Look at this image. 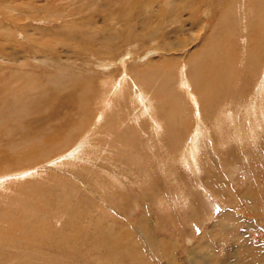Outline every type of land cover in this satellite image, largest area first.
<instances>
[{"label": "rangeland", "instance_id": "1", "mask_svg": "<svg viewBox=\"0 0 264 264\" xmlns=\"http://www.w3.org/2000/svg\"><path fill=\"white\" fill-rule=\"evenodd\" d=\"M261 36L264 0H0V264H264V115L247 134ZM82 94L87 129L70 132ZM48 124L55 148L25 150Z\"/></svg>", "mask_w": 264, "mask_h": 264}, {"label": "bare ground", "instance_id": "2", "mask_svg": "<svg viewBox=\"0 0 264 264\" xmlns=\"http://www.w3.org/2000/svg\"><path fill=\"white\" fill-rule=\"evenodd\" d=\"M196 1V0H195ZM198 1V0H197ZM82 9H81V11L82 10H85L84 8H83V6L81 5V3L79 2V4H78ZM75 9H77V7H75ZM222 10V9H221ZM193 12V11H192ZM49 14H47V15H49V16H53V15H51L50 14V12H48ZM191 15H193V14H191ZM58 19H59V17H58ZM204 30V29H203ZM127 33V32H126ZM197 33V32H196ZM130 35V34H129ZM200 36V35H199ZM196 37V36H195ZM263 36H261L260 38H257V41H256V45H255V47L253 48V50H252V52H251V59L249 60V62H247V68H248V70H252L255 66L258 68V66L259 65H261V62H260V60H256V57L257 56H259V52H264V45L262 44V42L264 41V37L262 38ZM119 38V36L118 35H115V34H111V35H109V36H107V37H105V39H103L104 40V42L105 43H107L108 44V42H113L114 40H116V39H118ZM197 38V37H196ZM178 45V43H176V42H171V41H167V42H165V46L167 47V46H170V48H168L167 49V51H166V53H168L169 51H170V49H172V47L173 48H175V46H177ZM166 50V49H165ZM164 50V51H165ZM91 51H92V54L95 56L96 54H97V56H98V50L96 49V48H92L91 49ZM227 53V52H226ZM99 54H100V51H99ZM225 55V54H224ZM93 56V57H94ZM186 56V55H185ZM226 56H228V55H225V57ZM229 57V56H228ZM98 59L100 58L99 56L97 57ZM261 58V57H260ZM6 59V58H5ZM195 60H196V58H194ZM227 59V58H226ZM229 59V58H228ZM189 60H191V57H188V59H187V62H189ZM10 61V60H9ZM12 61H14V60H12ZM211 61V60H210ZM98 62H99V65L100 66H102V65H104V66H106V65H108V64H106L103 60H98ZM218 62V61H217ZM14 63V62H13ZM192 63V62H191ZM190 63V64H191ZM9 64H10V62H9ZM12 64V63H11ZM226 64H228V63H226ZM226 64H224V65H226ZM192 65V64H191ZM199 65H201L200 67H199ZM183 66H185V65H183ZM232 66V65H231ZM198 67L200 68V73H199V75H198V77H197V80H196V86L197 85H199V86H201V87H203V89H204V92H203V94L204 95H206V93H207V95L212 91H215L217 88H215L214 90L213 89H211V85H214V82H212V78L214 77V68L212 67V66H204V65H202V64H200V63H198ZM168 68V67H167ZM186 68H187V65H186ZM223 68V67H222ZM235 68V66L233 65L232 66V70ZM262 68V70H263V67H261ZM164 69V68H163ZM166 69V68H165ZM231 70V71H232ZM234 71V70H233ZM260 71H261V69H260ZM221 72V71H220ZM225 72V71H224ZM226 72H228V70L226 71ZM247 72V71H246ZM184 73V72H183ZM196 73V72H195ZM212 73L214 74L213 76H212ZM252 73V72H251ZM182 74V73H181ZM229 74H230V72H229ZM247 74V73H246ZM253 74V73H252ZM192 75V74H191ZM233 75H234V73H233ZM237 75V74H236ZM187 76H188V73H187ZM229 76V75H228ZM172 77V75H167V79L168 78H171ZM63 78V77H62ZM192 78H193V76H192ZM220 78V77H219ZM65 79H66V77H65ZM167 79L165 80V81H167ZM185 79H186V82L187 83H191V82H189V80H188V78H186L185 76H182L181 77V80L182 81H185ZM214 79V78H213ZM67 80V79H66ZM126 79H125V77H124V79L122 80V82H121V80H120V82H118L114 87H115V89H113V92H114V94L118 91V90H120L121 88H122V85H123V83H124V81H125ZM228 80V79H227ZM60 81V79L58 80V82ZM63 81L64 80H61L60 81V84H62L63 83ZM57 82V83H58ZM216 82H217V80H216ZM250 82V81H249ZM65 83V82H64ZM66 83H67V81H66ZM128 83V82H127ZM185 83V82H184ZM181 84V83H180ZM180 84H179V86H180ZM183 84V83H182ZM134 85V84H133ZM186 84H184V86H185ZM191 85H192V83H191ZM64 85H62V87H63ZM62 87H60V90L58 91V93L57 94H63V88ZM65 87V86H64ZM81 87H83V86H81ZM128 87V86H127ZM66 88V87H65ZM193 88V87H192ZM200 88V87H199ZM224 88H225V86H224ZM229 88V87H228ZM263 88H264V72H263V75L261 76V78H260V81H259V86H258V88H257V92L255 93V95H257V96H259V97H263V95H264V93L263 94H261V95H259L260 93H262L263 92ZM202 89V88H201ZM219 90V89H218ZM191 91V90H190ZM220 91V90H219ZM118 92H120V91H118ZM186 92H187V89H186ZM189 93V92H188ZM192 93V92H191ZM190 93V94H191ZM200 93H201V91H200ZM112 94V93H111ZM119 93H116L115 95H117L118 97H119V95H118ZM120 94H121V96H122V92H120ZM134 94H135V92H134ZM187 94V93H186ZM190 94H189V98H190V100L192 99L191 97H190ZM137 95V94H136ZM194 95V94H193ZM66 98H68L69 99V101H70V99H71V96H72V92H68L66 95H64ZM109 96V95H108ZM110 97H111V95H110ZM143 97L145 98V100L143 99ZM51 98V97H50ZM86 98H87V96H86V94H82V95H80L75 101H73V102H69L68 103V105H67V108H66V110L67 109H69V111H71L72 113L73 112H75L76 110H81V111H83L84 109H83V104L86 102ZM186 98V97H185ZM195 98H197L196 97V95H195ZM208 98V97H207ZM206 98V99H207ZM209 98H210V96H209ZM238 99L237 100H239V97H237ZM108 99H110V98H108ZM205 99V98H204ZM206 99H205V101H206ZM45 100L46 99H43L42 101H41V103L42 104H44L47 108H49L50 106H51V104L50 103H47V102H45ZM110 100H112V97H111V99ZM125 100V99H124ZM203 100V99H202ZM208 100V99H207ZM210 100V99H209ZM245 100V99H244ZM52 101V100H51ZM50 101V102H51ZM139 101L141 102V104L143 105V107H144V109H146V96H144V95H140L139 94ZM193 101V100H192ZM194 101H195V99H194ZM193 101V102H194ZM204 101V100H203ZM248 101V100H247ZM246 101V102H247ZM258 101H261V103H264V100H258ZM257 100H252L251 101V111L250 112H252L253 111V116H250V127L251 128H249V130L247 131V134L249 133V132H252V130H253V127L251 126V124L253 125V124H255L256 123V121L257 120H259V116L258 115H264V108H261V103H259ZM111 102V101H110ZM175 102H177L176 101V99H175V101H174V104H175ZM246 102H244V103H246ZM252 102H255V103H257L256 105H254ZM109 102H107V104H108ZM177 103H179V101L177 102ZM195 103V102H194ZM197 103H198V101H197ZM236 103V102H235ZM148 104V103H147ZM199 104V103H198ZM197 104V105H198ZM104 105V104H103ZM105 105H106V103H105ZM169 105V107H171V106H173V103H171V104H168ZM113 106H114V104H113ZM195 106V105H194ZM108 107H110V106H108ZM115 107V106H114ZM104 108H107L106 106H104ZM201 108H204V109H206V110H208V106H206V105H204L203 104V107H201ZM109 109H111V107L109 108ZM102 110V109H101ZM105 110V109H104ZM112 110V109H111ZM110 110V111H111ZM243 111V110H242ZM247 111V110H246ZM132 112V111H131ZM72 113H67L65 116L67 117V118H72V119H69V121H70V123H69V125H70V127L67 129V130H69L70 128H71V130H69L70 132L72 131V132H77L78 130H82V128L83 127H85L86 125H85V123H86V118H87V116L86 115H84L85 113L87 114V112L84 110L81 114H72ZM84 113V114H83ZM99 114V113H98ZM101 114V113H100ZM102 114H105V111H104V113H102ZM98 115L97 116V119H98V121L99 122H101L105 117H104V115ZM107 114V113H106ZM132 114V113H131ZM134 114V113H133ZM148 114V113H147ZM108 115V114H107ZM106 116V115H105ZM245 116V115H244ZM141 117V116H140ZM143 117V116H142ZM200 118H201V116H200ZM245 118V117H244ZM246 118H248L247 117V115H246ZM52 119H54V120H56V121H58L57 119H55V117H50V118H47V119H41V122L39 121V124H41V123H43V121H50V120H52ZM105 120V119H104ZM137 120V119H136ZM140 120V119H139ZM201 120H202V118H201ZM246 120H248V119H246ZM97 121V123H99ZM106 121V120H105ZM242 121H243V119H242ZM203 122V120L201 121V123ZM246 122V121H245ZM95 123V126H98V125H96V122H94ZM155 123V128H156V130H159L158 128L160 127V125L162 124V123H160V122H158V118L156 119V121L154 122ZM51 124V123H50ZM50 124H48L49 125V127H48V125H47V129H49V131H48V133H46V135H45V140L44 141H46V143H44L43 145H41V147H38L39 146V144L38 145H34L33 147H28L27 145L26 146H23V148H25V150H27L28 152H30V153H33V155H38L39 153H40V151H42L43 153H49L52 149H54L55 148V146H54V142H53V138L55 137H57L59 134H61V133H63L62 132V130H65V129H62L61 128V124H59V126L58 127H56L54 130H51L50 129ZM87 124V123H86ZM100 124V123H99ZM245 124V123H244ZM248 124V123H247ZM137 125H138V123H137ZM39 126V125H38ZM34 126L33 128H26V127H24L25 129H26V131L28 132H35V131H37L41 126ZM43 126H44V124H43ZM94 126V125H93ZM78 127H80V129H78ZM92 127V126H91ZM201 127V126H200ZM200 127H198V128H200ZM86 128V127H85ZM94 128V127H93ZM92 128V129H93ZM244 128H245V126H244ZM77 129V130H76ZM87 129V128H86ZM86 129L85 130H83V131H85L86 132ZM240 129V128H239ZM94 130V129H93ZM93 130L91 131V129H90V131H88L87 130V132L88 133H85L86 135H85V141H83L82 143H81V140H79L80 142V144H78V145H76L75 144V146H73V147H71V150H69L70 152L68 153V155L69 156H74V155H76V154H80L81 152H82V150L84 149V147H82L83 146V144H84V142H85V144L84 145H87L90 141H89V139H90V136H91V134L93 133ZM240 132V131H239ZM242 132V131H241ZM197 133V132H196ZM246 133V132H245ZM35 134H36V132H35ZM84 134V133H83ZM195 134V133H194ZM34 135V134H33ZM201 135V134H200ZM83 136V135H82ZM74 136H72V138H73ZM256 137V135L254 134L253 135V138H255ZM68 138V137H67ZM70 138V137H69ZM82 139H83V137H81ZM194 138H195V135H194ZM196 138H198L197 136H196ZM196 138H195V140H196ZM199 138H204V137H199ZM37 139V138H36ZM75 139H77V138H75ZM41 140V139H40ZM189 140V139H188ZM198 140V139H197ZM43 141V140H42ZM41 141V142H42ZM65 141H67V144H69V142L71 141V138H70V140L68 139H66L65 138ZM77 141V140H76ZM33 142V141H32ZM188 142V141H187ZM29 143V142H28ZM31 143V142H30ZM75 143V142H74ZM31 145H32V143H31ZM68 147V146H67ZM187 148V155H188V157L189 158H191V159H193L194 158V155H192V153H193V151H192V148H193V145H192V141L190 140V143L188 142L187 143V146H186ZM38 148H40L39 150H38ZM58 149H60V147H57ZM68 149V148H67ZM54 151V150H53ZM68 151V150H67ZM196 152H198V151H196ZM60 153H61V150H60ZM199 153V152H198ZM78 154V155H79ZM39 156V155H38ZM192 156H193V158H192ZM76 157V156H75ZM184 157H186V156H184ZM189 160V159H188Z\"/></svg>", "mask_w": 264, "mask_h": 264}]
</instances>
